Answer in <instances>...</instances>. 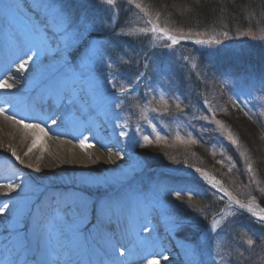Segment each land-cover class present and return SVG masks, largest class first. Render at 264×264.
<instances>
[{"label":"snow or ice","instance_id":"6c2138e0","mask_svg":"<svg viewBox=\"0 0 264 264\" xmlns=\"http://www.w3.org/2000/svg\"><path fill=\"white\" fill-rule=\"evenodd\" d=\"M106 3L112 5L113 0H106ZM128 3H133V0H128ZM136 7L140 8L141 6L140 4H136ZM15 8L24 17L26 31H21L12 27L8 23L7 17H5V24L8 30L6 31L3 46L11 54L12 60L19 58V63L17 65L18 73L25 72L28 69L29 62L35 63L36 61H41L42 63L43 61L41 58L47 60L50 53H55V57L59 58L61 61V70L52 72L45 77L38 84L40 88L38 94L34 98L30 97V99L33 104L39 105L41 108L53 103L65 107L67 110L62 113L61 119L70 117L74 124H80L83 120H90L93 113L97 112V110H104L107 112L108 109H122L124 94L135 91L148 74L147 71H140L129 87L120 86L117 89L115 87L116 76L112 71V59L108 58L105 60L100 52L102 42L87 41L86 34L92 30L91 26H85L83 30L69 31L71 24L68 22L62 10L54 5L52 0H22L21 3L15 5ZM145 14L147 15V13ZM148 22L151 24V28L145 27L141 28L139 31L144 33L149 31L152 33H162L168 41H171V44L165 45L166 50H172L173 46L181 41H191L193 39L190 34L175 35L170 33L168 29L159 27V25L152 20ZM223 35L227 37L228 32H224ZM194 43L196 45H207L212 43L220 44V41L213 39H197ZM24 56H26L27 59H24ZM144 59L146 62L143 67L147 70L150 67V63L147 62L148 56L145 55ZM183 59L187 61L189 57L185 56ZM98 65L106 66L109 70L108 75L104 77V85H101L100 80L95 75V73L100 70ZM109 85L112 87H107ZM145 87L148 89V91L144 93L145 96L156 92V88L151 86L150 78ZM159 87L163 88L164 86L161 84ZM0 88L11 89L13 85L8 83L7 80H3L0 81ZM260 88L264 89V81L260 83ZM254 90L255 86H252L250 90L241 89L236 93V99L233 103L239 102L247 108L251 102L250 97ZM241 97H243V99H241ZM170 98L177 101L180 99L176 93H172ZM159 100L164 107L163 109L155 108L153 109L154 112L160 113L162 111L168 116L173 115L174 111L176 113L183 112L180 102L176 103L175 110H173L168 106V101L165 100L163 95L159 97ZM5 104L8 106L0 107V113L11 111L12 114L6 117L8 120L14 121L25 130H33L34 138L28 148V152H31L32 149L38 145L43 151L45 145L42 138L48 135V131L45 130V127H42L40 123H26L25 119H30V117H24L22 113H18L14 103L6 102ZM206 104H208V101H202V105ZM18 114L21 115L20 119H17ZM118 115L119 113H117V116ZM212 115L214 119V112ZM145 119H147V117H145ZM202 119L208 121L209 117L203 116ZM44 123L46 124L47 121H44ZM51 123L55 125L57 124V120L53 119ZM147 123L151 125V131L156 132V140L159 141L163 139L160 133L156 131V124L151 120H147ZM215 123L223 128L220 121L216 120ZM117 128L120 129L119 137H127L129 144L132 146L141 144V141L144 144L152 143V139L150 138L151 133L143 134L147 129L146 127H141L140 124L136 125V134L131 136L124 130V126L122 125H115L113 134H115ZM74 138L77 140L81 149L94 147V145L89 142V137L83 136L82 133L80 137ZM227 138L232 145H238V141L232 137L231 133H228ZM192 142L195 143V140ZM97 143H99L101 147H106L102 140H98ZM117 143H119V141H117ZM123 151L124 149H121L120 152H117V155H121ZM11 155L15 157L16 161H19L21 164L23 163L15 150L12 151ZM25 155H27V153H25ZM27 167H31V165H27ZM137 167L143 168L146 167V164L138 161ZM248 171H252L251 164H248ZM195 172L199 173L202 181H206L207 185L214 190V194L220 195L221 199L227 197L230 204L238 206L241 210H246L247 213L255 217L257 223L264 228V207H260L257 204L255 196H251L248 202L244 203L234 197L214 176H210L200 168L195 169ZM80 182L85 184L100 183L99 181L87 178H82ZM24 186L23 183L9 182L6 187L9 192H12ZM163 191L167 192V189L165 188ZM189 191H191V189H189ZM260 192L264 193V188H261ZM176 194L179 195L178 192ZM157 196H159V193H157ZM8 207V204H4L3 207H0V214H4ZM152 210L158 211L165 216L170 231L181 229L184 226L185 221L176 216L170 209L160 207L157 203L153 206ZM69 211H71V206H69ZM72 215L77 225L83 224L87 227V224L92 223L88 219L89 213L86 202H82L81 205L72 212ZM123 215L122 206L113 205L111 201L101 203L96 208V222L92 223V229L95 230V235L92 236L91 243L87 247L83 246L75 235L76 231L79 229L73 230L78 249L80 251L92 250L98 253L102 257L99 264H128V259L132 258L134 255V248H136L139 253H147L148 255L154 256L153 253L147 252L150 246L149 237L151 236L149 229L142 225L137 226L135 219H130L128 225L124 226L122 221ZM114 217L116 227L114 230L109 231ZM42 219V209H37L32 229L34 243H30L27 236L20 237V229L16 227V224L11 225L17 237V243L15 245L16 255L21 257L23 264H57L58 262L52 261L51 258L53 255L59 254L58 249L61 247V243L57 242L56 245L53 246L51 239L45 237V229L41 224ZM141 230L145 233H149V235L140 236L139 232ZM214 234L219 235L215 221L211 226V231L208 233V239H212ZM247 244L252 245L253 240L248 239ZM25 253L30 254L31 259H29ZM144 258L143 255H136V259ZM163 259L167 261L169 257L164 256ZM209 259L211 264H217L215 255L210 254ZM64 264H72V262L71 260H66ZM89 264H91V262H89ZM147 264H157V260L155 258L148 259Z\"/></svg>","mask_w":264,"mask_h":264},{"label":"rangeland","instance_id":"374dc122","mask_svg":"<svg viewBox=\"0 0 264 264\" xmlns=\"http://www.w3.org/2000/svg\"><path fill=\"white\" fill-rule=\"evenodd\" d=\"M99 1L102 3H106V0ZM113 1L116 2L115 0ZM93 3H98V0H84V4L92 6L94 10L100 12L101 10L97 9ZM195 3L196 0H187V4L190 7L193 6L192 8L196 6ZM138 13L139 11L137 9H129L128 11H125V17L123 20V24L125 27L122 29V41L136 42L138 40L135 38H138L142 41V43H148L147 45L150 46H155L162 43L171 44V41H168L162 33H152L150 31L147 33L140 32L139 30L141 28L147 27L150 29L151 24L146 18L139 16ZM116 15H118V11L113 14L112 19H115ZM166 18L169 19L167 16ZM85 26L82 27V30ZM159 27L162 28L160 24ZM164 27L169 30L168 27ZM258 31L264 32V29H258ZM104 38L105 37H91L88 39V41L102 42L100 52L102 53L105 60H107L108 56L105 57L104 54L108 52L109 47L108 42H105ZM131 46L123 47L122 52L124 53V59L119 56H116V66H119L121 62H129V59L126 56L128 53H130ZM168 54H170V56L175 59L177 68L181 67L184 62L188 64L190 69L188 73H185L186 78H188V75H192V70L197 69V67L195 66V69L193 68L190 59L185 61L183 59V57L185 56H181L182 53H180L179 51H175V54H172V51L169 50ZM59 67H61L60 61H58L56 64L50 65V68L48 69L51 70L52 68L55 69ZM158 67L159 63L155 61L154 69L157 70ZM98 68L100 70L95 73L96 77L101 76L104 79V77L108 75V68L106 66L100 65H98ZM112 71L115 74L117 68L113 67ZM161 73L164 74L165 72L161 70ZM200 75L201 73L196 71V76L200 77ZM260 77H264L263 72H261ZM155 78L156 80L151 83V86L155 87L156 90H158L156 92L157 95L155 93L147 96L144 95V93L148 91V89L145 87V85L148 84L149 81V77H147L143 81H141L140 85L136 88L135 91L125 93L126 96L123 97L129 100V108L132 109V112L129 113V119L139 122L137 119L141 118L145 124L143 127H146L147 129V131L145 132H152L151 125L147 123V120H151L157 126L156 131H158L161 137H163V139H161V141H163L159 145H153L156 148V151H154V155L150 157L149 160L155 161L159 159L161 161H164L168 165L165 166V168L163 169V174L157 173L155 174V178L177 179L178 176H188L186 173L176 171L178 167H191L194 170L197 169L196 167L201 166L200 164H203L207 167L205 160L204 162L202 161V156L198 152V150L202 148L206 157L209 158V160L212 162V165L207 168L213 169V171L216 173H213L209 170H205V172L219 180L223 187L226 188L229 192H231L232 195L237 199L241 200L244 203H247L251 196H255L257 204L262 207L260 205V202L264 204V193H261L260 189L264 188V178L262 177L263 174H260V172L258 171L256 165L258 163L257 161L261 160L263 162L264 160V92L263 97L259 95L257 96L259 97V99H261V101H259V107L261 111V113L259 114L260 124L254 122L251 119H241L244 128H247L250 131V133L247 134H251V136H249V139L252 140V143L255 144V146L252 147L251 145H246L245 142L248 141L247 137L245 141L239 138V135L234 131V128L230 125V121L226 120L230 113L226 111L223 112V109H221L223 114L220 116L218 115V121H220V123L223 125V128L218 125L219 127L215 126L216 130L218 133L225 132L224 135L226 139H228V135H226V133H231L232 137H234L238 141V145H232L229 140L226 146L219 147V144L215 139L214 135H208V138H210V140L207 141L206 145L201 142L202 140H206V137L202 132L204 130L203 121L199 122L202 115L195 113V108H193L192 106L191 110L187 107V95L193 96V91L196 85L198 84V81L195 78L192 79V83L188 81L185 89V86L183 88L181 85V80L177 81L173 79L170 75L155 76ZM100 82L102 81L100 80ZM161 84L164 86L163 88L159 87V85ZM172 93H176L179 96V101L170 98ZM161 95L164 96L165 100L168 101V106L173 110H175V105L177 102L181 103V108L183 109V112H173V115H176V120L174 122H172V120L169 122L170 116L163 113L162 111L160 113H156L153 111V109L155 108L163 109L164 105L159 100V97ZM228 111H230V109H228ZM113 112H118V110L108 109L105 113L108 114L107 118L109 117V122H117L123 120L120 118L111 117L110 114ZM145 117H147V119H145ZM260 125L262 126L263 130L261 129ZM194 127L197 128V131L195 129L198 134L197 139L193 136L194 134H196L195 131L194 133L192 132V129ZM124 129L128 132H132L133 135L136 134L134 128L132 127H125ZM200 130L201 133L199 132ZM193 140H195V143L192 142ZM126 142L127 145L131 148V150L133 149V154L137 159L134 160L136 164L138 163V161L145 162L143 161V158H141L137 153H135V147L129 144L128 138L126 139ZM258 145H262L261 149L259 147L260 153H255L254 150ZM258 155L260 156L259 158ZM186 156L189 157L184 158ZM172 157H182V159H174ZM176 160L180 162L192 163L195 165L188 166L184 164H178L175 165L177 167L175 168V166H173L172 164H174ZM248 164H251L252 166L251 172L248 171ZM146 173L147 172L145 167H137L134 170L130 171V173H128L130 174L128 177L122 176L117 178L113 182H103L102 184H98L95 186L87 185L84 187H86L85 189L90 192H100L103 191V189H105L106 187H109L112 191L121 190L123 193H136L138 189H144V181L147 180L146 177H148L147 175H145ZM153 177L154 175L149 176L150 179H152ZM191 177L200 180L202 184L206 188H208L210 192L208 198L212 200V204H216L218 202L217 200H220L221 202V212L217 215L212 216L209 220V223L211 220L213 222H216L219 235L214 234L211 240L208 239V237H204L203 242L210 240V242L207 244V247L204 249V252H202L199 248L198 253L196 255L192 254V256H196L197 264L203 263V257L205 258L207 263H211L209 259L210 254L215 255L216 262H218V264H264V261L262 260V258L264 257V228H262L257 223L255 217H252L251 214L247 213L246 210H241L238 208V206L230 204L227 197L221 199L220 195L214 194V190L207 185V182L202 181L200 174H196L195 176L192 175ZM130 179H133V181H131ZM225 181L228 182V185ZM123 186H125L127 189H121ZM146 191L148 193H155V190L153 188H147ZM237 191L240 193V195L236 193ZM255 194L258 195L260 202L258 201V197ZM177 199L180 202H190L191 204L193 203L190 207V212H192L193 214L186 213V216L181 217H185L186 223L189 224L188 227L192 225L190 227L191 230H193L192 232H198L200 234V239H202L203 228L205 233V231H207L209 227V223L203 225V217L204 214H206L207 212L206 210H204V206H207L205 202L206 198L205 200L194 197L182 198L178 195ZM233 215L235 216V218H238L239 216L245 220L247 217L249 223H251L250 225L247 222L249 224V230H246L244 234L238 239H235V234L232 235L229 234L228 231H225L227 229L226 226L223 230V225L227 222L226 219L230 218ZM238 222L241 223V220L239 219ZM222 231H224L225 234H222ZM250 237L253 239L252 245L247 244V240L250 239ZM205 239L207 240L205 241ZM180 240L183 242V244L188 246L189 243L184 242V239ZM239 243H241L244 247H241Z\"/></svg>","mask_w":264,"mask_h":264},{"label":"bare ground","instance_id":"6f19581e","mask_svg":"<svg viewBox=\"0 0 264 264\" xmlns=\"http://www.w3.org/2000/svg\"><path fill=\"white\" fill-rule=\"evenodd\" d=\"M15 3L16 0H5ZM22 0H18L20 2ZM1 3V0H0ZM2 24V25H1ZM0 28H3L0 31V45L3 46L4 39L6 35L5 20H0ZM6 59L4 64L0 65V80H7L8 83L13 85V88L9 90H0L1 102H12L18 108L17 111L20 113V108L24 106L23 98L28 96L30 92L31 81L36 80L42 70L43 66H48L49 64H56L59 60L58 57H55V53H50L47 60L29 62L28 69L25 72L18 73L17 65L19 63V58L12 60V56L9 51H6ZM27 59L26 56L23 57ZM7 105V104H6ZM55 105V104H54ZM0 107H5L0 105ZM67 109L61 106V109L57 113H43L41 112L39 116L44 117V114H54L52 120H57V124L53 125L49 123L46 125V131L48 135L43 137V143L45 145V150H41V147L38 145L33 148L31 152H28L34 136H31L27 130L23 129L20 125L16 124L12 120H8L6 117L11 115L12 112L8 111V115L0 113V155L5 156V160H0V207H3L4 204L8 202H3L9 198L12 199L14 203H18L26 209L30 204L32 208L42 209L47 211V216L53 218L52 212L58 211V216L55 218L58 221L57 229L61 233H65V236L73 241H68L69 244H66L65 249H69V257L66 260H71L72 264H81L84 262V259H78L80 255V250L78 249L77 240L73 235L74 229H79L76 231L75 235L78 237L79 242L87 247L92 240V236L95 235V230L92 229V223L96 222V217L94 212L99 206L97 200L90 201L88 197H82L77 192L70 190L68 187L69 183L81 185L82 189L86 188L84 186H92L102 184L103 182H113L117 178L126 176L130 171L137 168V164L134 160L135 155L133 154V149L127 145V137H119V128L115 130L113 134V128L115 125H122L125 128L124 123L122 122H107L97 113H93L90 120H83L80 124H74L70 117L61 119L62 113ZM20 114L17 115L19 119ZM51 120V121H52ZM125 130V129H124ZM33 131V130H32ZM126 131V130H125ZM129 136L132 133L126 131ZM89 137V142L94 145V147L88 149H81L77 143V140L74 137L76 134L81 136ZM72 140L73 142L68 141ZM98 140H102L106 147H101ZM119 141V143H117ZM110 149V151H109ZM121 149H124L121 152V155H117V152H120ZM15 150L16 154L20 157V160L23 161L21 164L19 161L15 160V157H12L11 153ZM27 153V155H25ZM124 158V159H122ZM31 165V167H27ZM124 169V170H123ZM123 170V171H122ZM82 178H87L91 180L99 181L100 183H91L85 184L81 183ZM23 183L25 186L22 188H17L12 192H9L7 189V183ZM80 183V184H79ZM19 191L21 193L16 194ZM6 193V195H5ZM114 196H109L103 198L102 202L111 201L113 205H120L123 208L124 215L130 211L134 210V207L127 206V204L117 203L114 201ZM34 198H37V205L33 201ZM82 202L87 203L88 207V219L92 222L87 224L85 227L83 224L77 225L74 221L75 218L72 215V212L81 205ZM3 204V205H2ZM13 204L5 210V213L0 216V227H2L4 218L14 224V221L17 217H20L22 213L19 211L13 210ZM36 206V207H35ZM69 206H71V211H69ZM55 213V212H54ZM138 217L142 218L143 216L149 221L151 219V210L145 208V211L137 212ZM17 222H20L19 220ZM87 223V222H86ZM128 223V221L123 220V225ZM31 236L33 234L34 221H30ZM168 223L163 220L159 222V219L154 223L147 224V228H155L151 238H154L160 243L161 237L167 238L164 240L153 253V255H148L147 253L143 254L144 259H136V255H133L132 258L128 259V264H147L148 259L155 258L157 264H197L196 257V245L185 247L179 244V242H173L168 238L167 231L164 229ZM116 227L115 222L110 225L109 231L114 230ZM150 230V229H149ZM153 230V231H154ZM52 243L56 238V234L52 236ZM34 241V237H33ZM64 249V250H65ZM173 249V250H171ZM7 252V249L4 250ZM12 252V251H9ZM58 255H54L51 260L58 261L57 264H64V261H61L63 252H58ZM93 255L94 258L97 257L96 252L90 250V255ZM164 254L173 255V259H168L165 261L163 259ZM141 255V254H139ZM67 257L63 256V259ZM89 259V258H88ZM173 262V263H172ZM10 264V263H8Z\"/></svg>","mask_w":264,"mask_h":264},{"label":"trees","instance_id":"16d2710c","mask_svg":"<svg viewBox=\"0 0 264 264\" xmlns=\"http://www.w3.org/2000/svg\"><path fill=\"white\" fill-rule=\"evenodd\" d=\"M152 5H155L156 8L163 11L164 16H167L170 21L173 23L176 22L177 25L189 27V26H202L207 25L208 27L213 24H218L223 26L229 30H235L236 28L241 29H255L258 26L264 27V0H196V6L194 8L190 7L187 4V0H149ZM253 63L256 65H263L264 67V52L260 51L258 53V58L253 60ZM222 75L227 72V70H231V68H225L224 66L218 67ZM225 69V70H223ZM263 69V68H262ZM215 75L217 67L214 68ZM212 74H214L211 71ZM206 84L202 85V92L206 94V96H210L211 90L213 87L219 85L214 84L213 80L208 77L204 78ZM209 84H211V89L208 90ZM245 117L240 112H231L226 118L227 121H230V125L234 128V131L239 135L241 140H246V145H251L252 147L255 144L252 143V140L249 139L251 134L247 128H244L243 122L241 119ZM246 132H245V131ZM264 144V143H263ZM262 145H258L255 148V153H260L259 147L261 149ZM156 151V149H155ZM204 150L201 148L198 152L202 156V161L206 162L207 166L210 167L212 162L209 158L206 157ZM153 152V150L146 149L144 151ZM186 156L185 158H188ZM260 156L258 155V158ZM199 158V157H198ZM257 158V159H258ZM257 169L260 174H263L264 178V160L257 161Z\"/></svg>","mask_w":264,"mask_h":264}]
</instances>
